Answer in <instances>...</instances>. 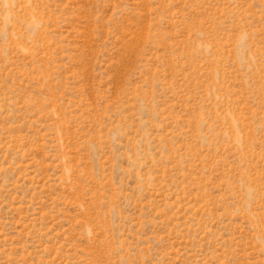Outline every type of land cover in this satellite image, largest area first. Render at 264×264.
I'll return each instance as SVG.
<instances>
[{"label": "rangeland", "instance_id": "obj_1", "mask_svg": "<svg viewBox=\"0 0 264 264\" xmlns=\"http://www.w3.org/2000/svg\"><path fill=\"white\" fill-rule=\"evenodd\" d=\"M0 264H264V0H0Z\"/></svg>", "mask_w": 264, "mask_h": 264}]
</instances>
